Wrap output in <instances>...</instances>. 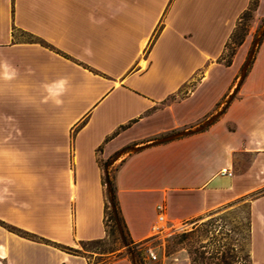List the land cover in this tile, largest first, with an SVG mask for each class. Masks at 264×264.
Listing matches in <instances>:
<instances>
[{
    "label": "crops",
    "instance_id": "0c3cea01",
    "mask_svg": "<svg viewBox=\"0 0 264 264\" xmlns=\"http://www.w3.org/2000/svg\"><path fill=\"white\" fill-rule=\"evenodd\" d=\"M250 3L0 0V220L71 247L104 240L115 167L134 242L158 204L185 222L250 198L264 264V33L220 61ZM0 264L92 263L0 225Z\"/></svg>",
    "mask_w": 264,
    "mask_h": 264
},
{
    "label": "rangeland",
    "instance_id": "374dc122",
    "mask_svg": "<svg viewBox=\"0 0 264 264\" xmlns=\"http://www.w3.org/2000/svg\"><path fill=\"white\" fill-rule=\"evenodd\" d=\"M263 25L264 17H258L256 6L251 4L250 9L242 16L220 61L224 64L233 62L238 48L246 38L251 37L252 43L256 38L260 40L264 33ZM18 35L31 39L27 34ZM188 88L182 89L180 96L187 92ZM114 171L115 167H111L104 173V178H110V186L105 188L107 238L102 241L79 243L73 247L80 255L89 258L92 264H106L122 258L130 259L133 264H148L145 249L149 247L158 254L156 264L253 263L252 258L250 259V198L235 200L210 210L183 224L171 234H152L146 240L134 242L118 214L119 207L113 196L112 186Z\"/></svg>",
    "mask_w": 264,
    "mask_h": 264
},
{
    "label": "trees",
    "instance_id": "16d2710c",
    "mask_svg": "<svg viewBox=\"0 0 264 264\" xmlns=\"http://www.w3.org/2000/svg\"><path fill=\"white\" fill-rule=\"evenodd\" d=\"M258 3H259V0H251V3H250V6L249 8L242 14V16L250 9L251 7V4H253L254 6H256V9L258 7ZM242 16L240 18V20L242 19ZM240 22V21H239ZM239 24V23H238ZM238 27V25H237ZM237 29V28H236ZM159 31H160V28H158L154 34V37L152 38V43L154 41V39L157 37V35L159 34ZM236 31V30H235ZM235 33V32H234ZM233 33V35H234ZM232 35V36H233ZM232 38V37H231ZM229 43V42H228ZM243 43V42H242ZM241 43V44H242ZM228 46V44H227ZM232 64V62H227L225 63L226 66H230ZM105 180H108L110 182V178L109 176H106L104 178V181ZM112 186H113V196L114 198L117 200V195H116V187H115V184L114 182H112ZM117 204H118V207H119V211H118V214H120L121 216V220L124 224V227L127 229V225L124 221V218H123V215H122V212H121V209H120V206H119V203H118V200H117ZM106 227H107V232H108V220H107V216H108V212H107V202H106ZM113 219H114V216H113ZM0 225L4 226L5 228H7L9 231L21 236V237H24V238H27V239H30V240H33V241H37V242H42V243H46V244H49V245H52L56 248H59L63 251H66V252H69V253H72V254H79V251L76 250L75 248L71 247V246H68V245H64V244H60V243H57V242H54V241H51L49 239H46L44 237H41L35 233H32V232H29L27 230H24L20 227H17V226H14V225H10V224H7L3 221L0 220ZM249 237H250V225H249ZM102 241V240H101ZM250 259H251V255H250ZM253 264V263H252Z\"/></svg>",
    "mask_w": 264,
    "mask_h": 264
},
{
    "label": "built area",
    "instance_id": "2783aa9c",
    "mask_svg": "<svg viewBox=\"0 0 264 264\" xmlns=\"http://www.w3.org/2000/svg\"><path fill=\"white\" fill-rule=\"evenodd\" d=\"M224 173L227 172L226 169L223 170ZM229 175H232L230 172ZM105 187L110 186V182L108 180L104 181ZM157 212V221L156 224L153 226V234L159 235L162 233L171 234L178 230L183 224L189 221H180L174 222L168 219L167 217V208L165 204H158L156 207ZM146 259L148 264H156L158 262V254L155 252L153 248H146L145 249Z\"/></svg>",
    "mask_w": 264,
    "mask_h": 264
},
{
    "label": "clouds",
    "instance_id": "9594fccd",
    "mask_svg": "<svg viewBox=\"0 0 264 264\" xmlns=\"http://www.w3.org/2000/svg\"><path fill=\"white\" fill-rule=\"evenodd\" d=\"M62 92H63V85L61 84V85L59 86V91H57V92H52L51 95H52L53 97H57V96H59ZM55 103H56V104H60L61 101H60L59 99H55Z\"/></svg>",
    "mask_w": 264,
    "mask_h": 264
}]
</instances>
